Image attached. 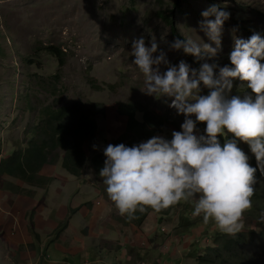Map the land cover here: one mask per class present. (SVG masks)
Returning <instances> with one entry per match:
<instances>
[{
  "label": "rangeland",
  "instance_id": "1",
  "mask_svg": "<svg viewBox=\"0 0 264 264\" xmlns=\"http://www.w3.org/2000/svg\"><path fill=\"white\" fill-rule=\"evenodd\" d=\"M213 5L230 13L216 57L196 61L171 50L170 44L184 37L216 47L200 27L201 13ZM253 32L264 36V0H0V161L27 147L47 107L80 102L104 110L96 116V140L84 147L87 161L80 176L63 169V152L58 163L41 172L48 185L0 176V264H198L220 237L231 236L194 216V202L176 205L163 222L122 223L92 159L124 133L121 104L131 106L139 119L146 111L163 117L166 131L158 135L166 139L181 131L184 117L168 107L170 99L140 90L144 77L132 63L134 40L143 37L150 47L155 37L154 55L163 50L172 65L183 60L192 68L204 62L231 67L234 37L248 39ZM50 47L64 53L63 67L45 51ZM160 70L167 67L162 64ZM201 88L207 95L209 90ZM245 90L246 85L233 80L229 98L243 97ZM205 127L197 123L199 134H205ZM238 146L252 165L249 145ZM260 194L264 196V183ZM252 208L244 214L241 232L254 235L247 239L240 264H264V224ZM262 209L264 213V205ZM124 248L133 256L125 262Z\"/></svg>",
  "mask_w": 264,
  "mask_h": 264
},
{
  "label": "clouds",
  "instance_id": "2",
  "mask_svg": "<svg viewBox=\"0 0 264 264\" xmlns=\"http://www.w3.org/2000/svg\"><path fill=\"white\" fill-rule=\"evenodd\" d=\"M201 15L205 18L201 30L216 47L184 37L176 38L170 49L182 50L196 61L212 60L230 13L213 5ZM157 52L155 37L150 47L143 37L132 42V63L144 77L140 90L157 99L169 98L168 107L184 117L181 131H173L170 140L155 135L131 147L108 144L99 172L107 196L129 221L149 209L160 213L181 202H194V216L236 236L244 227V214L253 206L257 170L264 174V36L253 32L248 39L234 37L228 55L231 67L204 62L192 68L183 60L172 65L163 50L154 55ZM162 64L167 67L164 72ZM236 79L251 93L229 98ZM201 85L209 90L207 95L201 94ZM198 122L206 125L205 134H199ZM238 142L249 145L256 167Z\"/></svg>",
  "mask_w": 264,
  "mask_h": 264
},
{
  "label": "trees",
  "instance_id": "3",
  "mask_svg": "<svg viewBox=\"0 0 264 264\" xmlns=\"http://www.w3.org/2000/svg\"><path fill=\"white\" fill-rule=\"evenodd\" d=\"M45 51L58 59L60 67L65 65V55L60 49L50 47ZM245 93L250 94L251 90L246 88ZM103 113L104 110L98 105L86 107L80 102L59 109L50 107L43 109L41 123L32 130L27 147L15 150L8 158L0 161V176L7 175L37 187L48 185L49 178L42 176L41 172L45 167L59 162L60 152H63V169L72 176H80L87 161L84 147L87 143L96 140L98 131L96 116ZM118 113L126 118V128L124 133L111 143L113 145L123 143L131 147L166 131V120L154 115L153 112L146 111L142 119H139L131 106L121 104ZM218 139L223 146L225 137L221 136ZM105 159L104 154H97L92 162L97 169L101 170ZM251 166L256 167L255 156ZM256 179L257 186H254L255 194L252 197V214L258 217L255 214L257 213L259 223L264 224V220L261 219L264 216V213H261L264 196L260 194V187L264 182L258 183L264 180V174H261L259 170H257ZM174 210L175 206L160 213L149 209L143 214L138 213L137 219L129 221L124 217L121 221L129 226L132 223L142 226L152 213H156L160 217L159 222H163ZM253 235L251 231L250 233L240 232L236 236L220 237L216 243L217 247L209 250L210 255L200 256L198 264H240L244 259L242 250L248 237Z\"/></svg>",
  "mask_w": 264,
  "mask_h": 264
},
{
  "label": "crops",
  "instance_id": "4",
  "mask_svg": "<svg viewBox=\"0 0 264 264\" xmlns=\"http://www.w3.org/2000/svg\"><path fill=\"white\" fill-rule=\"evenodd\" d=\"M159 220H160V217L157 216L156 213H152V214L149 216V218H148V221L153 222V224H154V223H158ZM121 252L123 253L122 258H123V259H126V260H124V262L127 261V260H129V259H132V258H133V256L130 257V255L127 254V252H129V250H127V248H124ZM122 263H123V262H122Z\"/></svg>",
  "mask_w": 264,
  "mask_h": 264
},
{
  "label": "built area",
  "instance_id": "5",
  "mask_svg": "<svg viewBox=\"0 0 264 264\" xmlns=\"http://www.w3.org/2000/svg\"><path fill=\"white\" fill-rule=\"evenodd\" d=\"M144 264H147V263H144Z\"/></svg>",
  "mask_w": 264,
  "mask_h": 264
}]
</instances>
